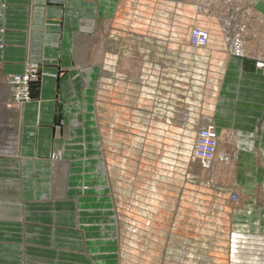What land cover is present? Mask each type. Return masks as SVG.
<instances>
[{
  "label": "crops",
  "instance_id": "0c3cea01",
  "mask_svg": "<svg viewBox=\"0 0 264 264\" xmlns=\"http://www.w3.org/2000/svg\"><path fill=\"white\" fill-rule=\"evenodd\" d=\"M244 3L250 11L264 13V0ZM151 6L162 17L157 25L163 30L164 62L152 67L146 64L151 63L148 56L136 73V44H149L145 29L155 24ZM198 11L199 0H0V264H20L24 250L28 257L52 259L47 238L41 248L32 245L33 236L40 234L63 236L68 243L73 235L79 244L75 250L81 252L85 241L83 249L93 264H120L118 179L113 173L118 154L106 147L102 124L112 125L110 141H116L117 151L119 124L126 123L134 136L135 93L142 87L146 102L160 96V138L173 133L175 140L183 138L188 118L180 104L188 68L179 46L187 42L176 33L193 27ZM215 31V24L207 30L209 44ZM256 59L235 52L222 59L203 123L216 134L211 166L203 172L190 157L198 132L191 114L187 132L193 141L184 152L185 162L162 167L165 174L179 173L181 186L198 192L201 176L213 194L210 200L220 197L227 204L220 194L231 187L232 162L244 170L248 162H264V71L255 66ZM31 68L36 76L26 83L27 100L16 99L13 78ZM136 74L158 79L136 82ZM179 149L176 144L175 157ZM163 181L160 188L171 186ZM228 216L238 223V216ZM56 221L68 231H56ZM77 225L79 232L71 233ZM77 257L63 264H91Z\"/></svg>",
  "mask_w": 264,
  "mask_h": 264
},
{
  "label": "rangeland",
  "instance_id": "374dc122",
  "mask_svg": "<svg viewBox=\"0 0 264 264\" xmlns=\"http://www.w3.org/2000/svg\"><path fill=\"white\" fill-rule=\"evenodd\" d=\"M189 13L188 11L187 14ZM150 17L155 24L145 29L147 32L145 36L150 40L149 44L142 42L136 44V73H138L137 69L142 67L143 59L146 60L148 56L151 63L146 64L152 67H158L159 62H164L160 59L164 47L160 43L163 30L157 25V21L162 18L158 7L151 6ZM197 18L198 21L193 27L177 28L176 33L183 37L189 48V50L186 48L185 43L179 46V51L183 52L187 59L182 63L188 68L182 80L185 100L180 104L183 115L188 118L186 119L188 123L183 125V138L179 141L175 140L174 133L166 139L160 138L159 115L162 109L157 103L160 96L156 95L153 98L155 101L146 102L142 87L136 89L135 93L134 136H129L127 133L126 123L119 124L117 151H115L116 141L113 140V143L110 141L111 135H114L112 125L102 124L104 135L108 138L106 147L118 154V157H113L115 164L113 173L115 172L118 179L116 181L118 186L114 190L121 223L118 257L120 264H264V162L262 160L259 159L255 163L248 162L250 166L247 170L239 169L235 166L236 162L231 163L233 167L228 174L231 187L228 188L227 193L220 194L221 197L226 198L227 204L219 195V198L210 200L209 196L213 194L207 189V184L201 180V176L199 177L201 188L198 192L190 187L181 186L178 182L179 173L170 175V172L166 174L164 170L162 172L165 163L172 165L175 162L178 165L185 162L184 152L193 141L187 132L191 114L193 119L190 123L198 125L191 159L201 165L203 172L216 159L215 151L214 159L208 164H203L196 159L194 149L199 131L208 126L203 123L211 110L222 59L226 54L235 52L242 57L255 56L257 57L255 66L264 71V13L250 11L245 6L244 0H199ZM214 24L216 25L214 42L209 44L208 35V43L205 47L190 45L189 37L193 29L207 33L208 28ZM137 30L136 33H141ZM190 57H193V64L190 62ZM194 57H197V60L194 61ZM143 78L157 82L158 76L143 77L137 74L135 76L136 82ZM20 90L21 86L16 84L14 95L16 99L23 101L19 95ZM176 144L180 149L177 153L179 155L175 157L173 154ZM191 159L187 158L186 162ZM164 179L170 181L171 186L160 188L159 181ZM224 211L231 213L233 217L238 216V223L234 219L228 221V214L224 215L222 213ZM144 213L146 216H143ZM132 223L135 225L134 230L130 225ZM54 229L66 230L58 225V221ZM69 231L78 233V225ZM46 238L49 242L45 246L52 250L53 255H49L52 259L28 257V253L24 250L20 264H63L64 259L68 257L72 261H78L79 254L93 264L92 258L83 249L87 246L85 241H83L84 246L81 241L82 251L78 252L75 248L79 244H76L77 240L73 235L68 243V239L63 236L46 237L40 234L33 236V247H43L42 245L45 244L43 240ZM23 247L25 248L26 245Z\"/></svg>",
  "mask_w": 264,
  "mask_h": 264
},
{
  "label": "built area",
  "instance_id": "2783aa9c",
  "mask_svg": "<svg viewBox=\"0 0 264 264\" xmlns=\"http://www.w3.org/2000/svg\"><path fill=\"white\" fill-rule=\"evenodd\" d=\"M190 45L194 47H205L208 43V34L205 31L200 29H193L189 37ZM36 76V70L31 68L23 76H16L13 78L14 83L21 86L20 96L24 99H27L26 94V83L29 79H32ZM216 151V134L213 126L208 125L199 131L197 141L195 143V157L196 159L203 163H210L215 156Z\"/></svg>",
  "mask_w": 264,
  "mask_h": 264
},
{
  "label": "bare ground",
  "instance_id": "6f19581e",
  "mask_svg": "<svg viewBox=\"0 0 264 264\" xmlns=\"http://www.w3.org/2000/svg\"><path fill=\"white\" fill-rule=\"evenodd\" d=\"M231 25V24H230ZM235 43V42H234ZM236 44V43H235ZM237 45V44H236ZM240 45V44H239ZM237 47V46H236Z\"/></svg>",
  "mask_w": 264,
  "mask_h": 264
}]
</instances>
